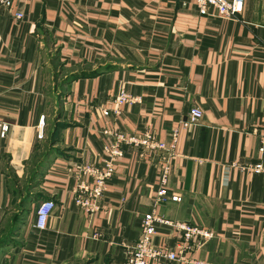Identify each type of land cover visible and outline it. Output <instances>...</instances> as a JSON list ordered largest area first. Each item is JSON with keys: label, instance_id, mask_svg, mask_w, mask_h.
Here are the masks:
<instances>
[{"label": "crops", "instance_id": "crops-1", "mask_svg": "<svg viewBox=\"0 0 264 264\" xmlns=\"http://www.w3.org/2000/svg\"><path fill=\"white\" fill-rule=\"evenodd\" d=\"M53 56L67 75L78 74L64 85L67 125L38 185L55 206L39 230L32 203L18 243L0 251L1 264H123L152 209L214 232L184 257L264 264V172L241 168L262 155L264 0H243L233 17L214 10L202 15L193 0H12L1 9L0 123L9 129L0 137V221L12 199L10 175L23 174L44 130L39 119L47 114ZM120 91L139 101L117 103ZM194 107L202 117L184 127ZM106 128L149 131L165 142L177 129L166 188L180 201L155 205L160 153L123 145L102 209L88 216L74 202V190L90 179L82 166L105 160ZM155 231L153 247L180 254L179 232L167 224ZM149 264L194 263L160 257Z\"/></svg>", "mask_w": 264, "mask_h": 264}, {"label": "built area", "instance_id": "built-area-1", "mask_svg": "<svg viewBox=\"0 0 264 264\" xmlns=\"http://www.w3.org/2000/svg\"><path fill=\"white\" fill-rule=\"evenodd\" d=\"M198 8V12L202 15L206 14L209 10H214L217 14L225 17H233L240 13L243 9V0H193ZM12 0H0V10L9 9ZM17 19L22 17L20 12H15ZM139 101V97H134L124 91H120L116 102L119 104L132 103ZM115 115L120 113L118 108L113 110ZM104 116L110 114V110L105 108L102 110ZM202 117L200 108L194 107L189 111L187 119L182 123L184 127L197 123ZM44 116L39 119V127L42 129ZM264 126V123H263ZM9 129L6 122L0 123V137H4ZM104 134L108 137V144L105 147V160L100 167L82 166L80 173L89 175V180L80 181L74 190V202L80 206L88 216L101 211L100 198L106 188L107 180L112 176L115 169V164L118 157L123 155V145H130L149 153H160L161 161L159 165V187L153 197L154 204L164 203L170 199L172 201H180V196L177 194L169 195L166 188L167 176L171 172V165L175 156V149L178 141V130L173 129L171 132L170 140L165 142L154 136L149 131H144L140 134L131 133L125 134L120 130L114 128H106ZM42 136V131L38 130L37 137ZM263 145L259 147L262 153L260 159L242 169L250 170L253 173L264 172V134L262 136ZM55 206L51 198H44L37 202L34 206V226L39 229H45L48 223L49 216ZM157 224H167L175 231L180 233L178 247L180 254H176L174 250H169L165 247H153L152 236L155 234ZM100 233L95 231L94 238H98ZM214 232L211 229L202 227L196 224L173 221L156 214L154 209L146 212L141 218V234L138 240L126 248V257L123 264H149L151 260L160 257L169 260H177L182 262H191L194 264H213L202 260H192L184 257L182 253L187 250L197 249L204 242L213 238Z\"/></svg>", "mask_w": 264, "mask_h": 264}, {"label": "rangeland", "instance_id": "rangeland-1", "mask_svg": "<svg viewBox=\"0 0 264 264\" xmlns=\"http://www.w3.org/2000/svg\"><path fill=\"white\" fill-rule=\"evenodd\" d=\"M54 58L53 56L51 61H48V82L46 85L47 91H45L48 95L49 103L47 114L42 125L44 130L42 136L38 139L39 142L34 156H42L49 150H59L60 145L58 144L61 143V131L67 125L62 118L63 110L61 107V100L67 90L64 85L70 79V76L67 75V69L62 68ZM53 137L56 138L55 141H53ZM40 158H36L37 161H35V157L29 159L27 165L24 166V172L21 176L18 177L14 174L10 175L9 186L12 199L9 204V209L5 212L3 219L0 221V238L8 236L11 240V244L18 243V233L26 217L24 215L25 209H29V204L25 202L22 203V201H24L25 197L34 196L37 193L41 194L38 186L40 175L36 172L39 170L37 162ZM4 247H0V251L3 250Z\"/></svg>", "mask_w": 264, "mask_h": 264}, {"label": "trees", "instance_id": "trees-1", "mask_svg": "<svg viewBox=\"0 0 264 264\" xmlns=\"http://www.w3.org/2000/svg\"><path fill=\"white\" fill-rule=\"evenodd\" d=\"M76 75H78L77 73L76 74H72V75H70V79L71 78H74ZM54 138V137H53ZM55 139L56 138H54L53 139V141H55ZM58 141V140H57ZM37 146L38 145H36L35 144V147H34V153H33V156H32V159H33V157H35V161H37V159L36 158H40V160H38V162H37V164L39 165V170L38 171H36L39 175H40V178H39V180H38V182H39V184H40V179H41V176H42V173H43V169L45 168V166H46V164H47V161L52 157V156H54V155H57V153H59L58 152V150H49L47 153H45L44 155H42V156H40V155H38V156H34L35 155V152H36V149H37ZM37 182V183H38ZM38 184V185H39ZM46 198V197H45ZM42 199H44L42 196H41V194H39V193H37V194H35L34 196H29V197H25L24 198V201H22V203L23 202H25V203H28L29 204V209L27 210V208L25 209V216L29 213V211L30 210H32V203H35V205L37 204V202H39L40 200H42ZM23 215V216H24ZM22 216V217H23ZM11 233V232H10ZM11 237V236H10ZM10 238H8V236H3L2 238H0V247H4V246H6V245H9V244H11L10 243Z\"/></svg>", "mask_w": 264, "mask_h": 264}]
</instances>
